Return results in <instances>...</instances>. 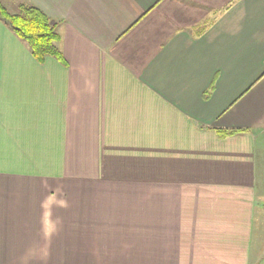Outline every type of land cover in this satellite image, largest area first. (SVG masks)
Instances as JSON below:
<instances>
[{
  "label": "crops",
  "instance_id": "obj_1",
  "mask_svg": "<svg viewBox=\"0 0 264 264\" xmlns=\"http://www.w3.org/2000/svg\"><path fill=\"white\" fill-rule=\"evenodd\" d=\"M27 3L66 62L0 19V264H264V0Z\"/></svg>",
  "mask_w": 264,
  "mask_h": 264
},
{
  "label": "trees",
  "instance_id": "obj_2",
  "mask_svg": "<svg viewBox=\"0 0 264 264\" xmlns=\"http://www.w3.org/2000/svg\"><path fill=\"white\" fill-rule=\"evenodd\" d=\"M0 19L28 44L37 61L42 63L48 56H53L62 63L66 62L60 48L62 36L58 30V23L38 6L24 5L20 12L13 13L0 0ZM209 92L207 91L205 96H208ZM238 131L236 128L218 129L221 136Z\"/></svg>",
  "mask_w": 264,
  "mask_h": 264
},
{
  "label": "rangeland",
  "instance_id": "obj_3",
  "mask_svg": "<svg viewBox=\"0 0 264 264\" xmlns=\"http://www.w3.org/2000/svg\"><path fill=\"white\" fill-rule=\"evenodd\" d=\"M3 4L7 7L10 12H20L22 4H31L27 3V0H1Z\"/></svg>",
  "mask_w": 264,
  "mask_h": 264
},
{
  "label": "clouds",
  "instance_id": "obj_4",
  "mask_svg": "<svg viewBox=\"0 0 264 264\" xmlns=\"http://www.w3.org/2000/svg\"><path fill=\"white\" fill-rule=\"evenodd\" d=\"M61 206H67V203L66 201L62 202V205ZM42 228H43V231H44V234L46 237H51L57 230L56 228V223L55 222H52L50 219L48 220L47 223H43L42 224Z\"/></svg>",
  "mask_w": 264,
  "mask_h": 264
}]
</instances>
